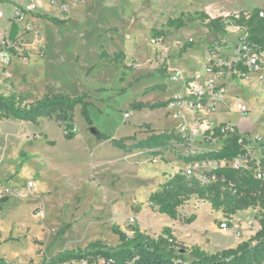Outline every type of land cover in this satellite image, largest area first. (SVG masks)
Wrapping results in <instances>:
<instances>
[{"label":"rangeland","instance_id":"obj_1","mask_svg":"<svg viewBox=\"0 0 264 264\" xmlns=\"http://www.w3.org/2000/svg\"><path fill=\"white\" fill-rule=\"evenodd\" d=\"M31 4L36 7L34 14L62 18L64 11L67 23L53 25L32 15L25 17L21 28L30 24L33 30L21 31L22 55L9 66H0V95L15 92L25 105L40 99L42 74L37 67L49 59L53 69L45 74L47 79H59V92L70 97L88 94L86 112L92 127L79 106L74 110L77 135L73 140L64 139L54 116L32 126L13 119L4 122L2 130L16 131L17 155L32 152L41 159H24L21 164L17 159L16 209L9 220L0 222L4 235L8 224L15 228L9 241L0 245V257L8 264H41L59 252L83 249L95 241L116 246L113 225L128 235L137 225L154 237L168 227L178 242L210 254L248 241L258 227V210L237 213L231 218L232 228L223 231L218 225L226 222L223 216L194 197L179 210L181 219L195 215L190 225L157 214L147 201L170 176L186 170L180 156L220 148L218 140L208 142L207 134L220 124L236 127L251 143L246 147L250 157L261 158L256 140L264 144V78L261 73L243 77L215 66L223 60L228 64L243 31L226 29L218 39L221 46H216L213 62L207 30L199 22H188L179 31L165 24L195 12L215 18L248 14L254 8L263 11L264 0H0L5 17L0 32L13 23L15 7L23 10ZM154 30L165 36L152 38ZM188 41L195 47L180 55ZM102 51L107 59L100 58ZM120 52L124 57L113 60ZM207 83L211 89L205 88ZM155 85H166V89L143 95ZM198 90L203 91L202 98L195 96ZM54 92L46 88L44 93ZM169 99L178 101L154 111H135L130 106ZM236 101L246 107L245 115L236 110ZM196 127L199 130L193 136ZM91 129L116 140L133 135L143 140L173 132L187 144L172 142L159 156L146 150L126 152L98 140ZM192 166L201 175L213 164ZM65 225L70 227L57 238Z\"/></svg>","mask_w":264,"mask_h":264},{"label":"trees","instance_id":"obj_2","mask_svg":"<svg viewBox=\"0 0 264 264\" xmlns=\"http://www.w3.org/2000/svg\"><path fill=\"white\" fill-rule=\"evenodd\" d=\"M18 8V7H16ZM19 9V8H18ZM262 10L254 8L250 13H233L226 17L211 18L205 12L194 14H181L174 19H168L165 26L176 31L187 27L188 22H199L206 30L210 39V56L216 52V46H221L218 40L224 35L228 27L238 28L243 31L248 45L256 49L264 60V19L259 14ZM36 19L45 20L53 25H64L67 16L61 12L62 18H54L47 15L30 13ZM165 36L163 31H153L152 38L160 39ZM193 41L185 42L179 50L184 54L193 49ZM109 56L102 51L101 59ZM124 57L122 52L116 54L113 60ZM230 72H235L245 77L250 72L241 64L231 65ZM166 85H155L144 90L143 95L155 91H164ZM88 94L82 93L77 97L63 94H47L35 102L25 105L24 99L12 92L7 96L0 95V121L13 119L29 125L37 124L39 119L55 117V121L63 128V137L73 140L76 135L74 110L81 108V115L87 126L92 124L87 116ZM177 102V99H169L154 104L136 102L131 109L150 111L166 108ZM227 124H220L211 132H207L209 143L218 140L220 148L197 155L180 156V161L186 167H192L197 163H212L213 167L201 175H197L191 169V174L179 171L170 176L158 189L150 194L148 206L159 215L166 216L174 221H180L184 225H190L195 220V215L181 219L180 208L192 197L209 204L212 212L220 213L226 220L228 229L232 228L231 218L237 213L247 210H258L257 219L259 228L248 240L240 243L235 248H228L215 253H208L200 247L193 245L186 247L178 242L171 228L164 227L156 237L141 231L135 225L130 229L131 235L122 232L118 226L113 225L111 232L117 237L116 246H108L101 241L89 243L83 249L64 250L50 259H44L41 264H264V144L261 146V158L255 160L250 157L246 147L251 143L239 133L236 127L233 132H222ZM98 140H106L113 148L132 152L134 150L152 151L154 156L161 155L172 142L186 145L185 138L173 132L151 134L143 140H137L135 135L121 139H110L99 133L93 132ZM210 135V136H209ZM129 143V144H128ZM47 144H52L47 142ZM28 155L21 154L20 158ZM240 161V164L230 166V163ZM260 176V178H257ZM220 227L221 223L218 222ZM69 225L63 226L56 237H61ZM9 240V239H8ZM0 264H8L0 257Z\"/></svg>","mask_w":264,"mask_h":264},{"label":"built area","instance_id":"obj_3","mask_svg":"<svg viewBox=\"0 0 264 264\" xmlns=\"http://www.w3.org/2000/svg\"><path fill=\"white\" fill-rule=\"evenodd\" d=\"M36 7L34 4L31 5H27V7L23 10H21L20 8H14L13 12H12V18H13V23L18 24L19 26L21 25V22L25 19L26 16L31 15L30 13H33L35 11ZM259 16L264 19V10L260 12ZM4 14L3 12L0 10V25L2 23V21L4 20ZM11 25H8L7 28H5L3 31L0 32V66L2 67H7L9 65H11V63L20 55H22V51H21V44L19 41V38L21 36V33L23 31H32L33 28L30 24H27L24 28H21L20 26V31L18 33V35L16 36L14 42H11L8 40V34H9V29H10ZM22 31V32H21ZM36 37H38V35H36ZM217 51V50H216ZM216 52L213 53V55H215ZM213 55H211V59L214 62V58ZM263 56L258 53L256 51V49H254L253 47H251L250 45H248L246 38L244 37V35H242L235 48L233 49V52L231 54V58L228 61V64L226 65L225 61H218L217 63H215V66L217 65L219 68H224L227 66L228 69H230L231 65H237V64H241L244 67H246L250 73L253 74H260L261 73V77L264 78V60L262 58ZM235 73V72H234ZM177 76H172L171 77V81H176L177 80ZM206 89H211V85L210 83H207L205 85ZM195 96H197L198 98H202L203 97V91L198 90L197 92H195ZM178 101V100H177ZM192 106V103L190 104ZM235 108L238 112L242 113L243 115H245L247 113V109L246 107L240 103L239 101H236L235 103ZM130 115L127 114L126 118H129ZM199 127H196L192 130V135H196L198 133ZM234 131V126L227 124L223 129L222 132H233ZM74 132H76V130H74ZM240 164V161H234L232 163H230V166H235L237 167ZM191 169L194 170V167H187L186 168V174L190 175L191 174ZM257 178H260V176H257ZM28 187L30 189L34 188V185L32 183H28ZM9 190H6L5 193H0V198L3 197L4 195H9ZM258 225V223H257ZM221 230L226 231L229 230L226 226L225 223H221L220 227ZM259 225L257 227V229L255 230L253 228L254 233L258 230Z\"/></svg>","mask_w":264,"mask_h":264},{"label":"crops","instance_id":"obj_4","mask_svg":"<svg viewBox=\"0 0 264 264\" xmlns=\"http://www.w3.org/2000/svg\"><path fill=\"white\" fill-rule=\"evenodd\" d=\"M51 69H53V65H51V61L49 59L46 62L39 64L37 67L38 73L42 74L41 79H40V82H41L40 88L42 92L41 98L44 95H47L44 93L46 88L54 89L55 92L53 94H62L61 92L58 91L61 88L59 79L56 77H49L47 79L46 77V74H45L46 71L51 70ZM36 79L37 78L35 77V80ZM70 79L71 81H73L72 76ZM6 120L0 121V193H5L6 190H9L10 193L9 195H7V197H5V195L3 196L6 199L0 200V222L9 220L11 217L12 211L16 209V199L15 198H16V191L18 188L17 159H19L20 164L23 162L24 159H28V160L41 159L38 157V155L32 152L20 153L19 156L17 155L16 143H15L16 131L14 129L12 131L2 130V126ZM26 125H29V124H26ZM21 154L28 155L31 158H27V157L20 158ZM14 226L13 225L11 226V224H8L5 235L2 234V230L0 226V245L3 244L4 242L9 241L8 239H10V233L12 229L15 228Z\"/></svg>","mask_w":264,"mask_h":264},{"label":"water","instance_id":"obj_5","mask_svg":"<svg viewBox=\"0 0 264 264\" xmlns=\"http://www.w3.org/2000/svg\"><path fill=\"white\" fill-rule=\"evenodd\" d=\"M20 31V26L16 23H12L9 29V34H8V40L11 42H14L16 36L18 35ZM91 132L93 133L94 130L91 129Z\"/></svg>","mask_w":264,"mask_h":264}]
</instances>
